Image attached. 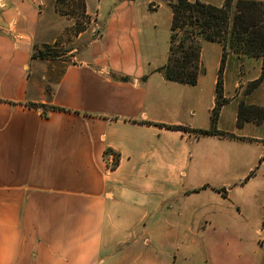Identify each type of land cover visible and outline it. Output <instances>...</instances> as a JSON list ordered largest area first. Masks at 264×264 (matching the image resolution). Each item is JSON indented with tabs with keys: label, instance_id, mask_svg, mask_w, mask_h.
<instances>
[{
	"label": "crops",
	"instance_id": "obj_1",
	"mask_svg": "<svg viewBox=\"0 0 264 264\" xmlns=\"http://www.w3.org/2000/svg\"><path fill=\"white\" fill-rule=\"evenodd\" d=\"M150 1L137 16L133 1L118 0L130 15L109 14L77 62L37 83L32 70L41 64L32 53L44 0H0V264H183L185 242L214 216L189 215L187 205H210L188 200L207 190L231 194L227 185L187 179L203 166L201 138L264 146L263 137L245 132L264 130V116L260 123L250 114L237 118L240 104L264 110V75L244 91L238 82L228 87L224 70L226 103L213 126L225 136L197 132L212 128L201 123L215 106L221 46L207 84L201 72L194 86L165 80L154 71L166 64L168 48L156 51L160 27L148 15L162 4L149 11ZM169 18L171 25V10ZM232 59L239 60L228 55L225 68ZM257 61L250 82L260 77ZM262 232L239 264H264Z\"/></svg>",
	"mask_w": 264,
	"mask_h": 264
},
{
	"label": "rangeland",
	"instance_id": "obj_2",
	"mask_svg": "<svg viewBox=\"0 0 264 264\" xmlns=\"http://www.w3.org/2000/svg\"><path fill=\"white\" fill-rule=\"evenodd\" d=\"M117 1L44 0L42 6L39 7L41 18L37 26L35 53L38 55L41 51L47 55L49 61L37 59L41 65L34 64L36 68L32 70V81L43 82V77L45 81H48L49 75L50 80L55 79L63 67L77 62L85 46L94 37L95 28L99 27L98 24L103 23L109 14L116 12L120 18L128 17L130 14L126 6H118ZM125 1L127 5L128 2L133 1L137 16L140 15L141 10H144V0ZM172 1L151 0L146 5L149 11H155L159 4H162L157 13L148 14L157 19L156 23L160 27L156 47L158 53H164L168 48L171 26L170 2ZM197 1L215 6L221 5V0ZM258 1L264 5V0ZM99 3L102 8L101 16H97ZM233 12L231 11L230 15ZM79 31L82 32L79 33ZM218 53H220V48L216 43L200 42L201 61L199 60V62L202 63L201 75L206 78V80H201L204 84H207V79L217 71ZM228 55L237 57V59H239L238 57L241 58L237 61L232 59L230 63L228 61L226 69L225 62ZM244 57L249 56L227 52L223 72L226 70L228 73L230 83H228V87L234 82H238V89L242 85L245 91L255 87L256 81L250 82V80L258 74L259 63L257 58L244 61ZM233 77L234 80H232ZM236 91H233V94L238 95ZM230 110V107L225 109L224 115L228 114ZM251 116L253 120L256 118V115ZM210 124L211 120L208 121L205 118L201 126L208 128ZM245 132L250 137L264 138V130L256 127L248 126ZM198 151L200 157L203 158V166L200 167L196 175L192 178L188 175L187 179H191V182H194L196 186H201L206 182L216 188L227 185L230 187L231 194L229 199H224L220 193L214 194L207 190L192 196L188 200L190 203L206 201L210 205L207 207H200L199 205L200 209L187 205L189 206L187 207L188 211L186 209L185 211L189 215L193 212L196 217H200L209 212L213 213L211 215L214 216L209 219L211 223L198 225L201 229L193 241L188 239L185 242L183 264H239L240 253H247L249 256L255 250V241L260 238L256 231L259 230L264 233V146H256L250 142L201 138ZM204 154L208 157V161L204 159ZM259 154H263L262 159L258 157ZM188 226L191 227L192 225ZM185 227L187 226L185 225ZM261 252L264 253V250Z\"/></svg>",
	"mask_w": 264,
	"mask_h": 264
},
{
	"label": "trees",
	"instance_id": "obj_3",
	"mask_svg": "<svg viewBox=\"0 0 264 264\" xmlns=\"http://www.w3.org/2000/svg\"><path fill=\"white\" fill-rule=\"evenodd\" d=\"M171 26L168 39V58L165 65L154 72L161 73L165 80L179 84L194 86L198 74L201 72L200 42L220 44L222 53L217 71L215 106L211 113L209 130L197 131L201 135L225 136L214 129L218 111L226 101L221 100V80L224 60L227 52L245 54L261 60L260 77L255 80L256 85L264 75V5L258 0H221V5L215 6L197 0H173L170 2ZM234 11L232 15L230 12ZM82 31H79V33ZM33 49L32 58L47 60V55L41 51L37 55ZM126 81V77H119ZM253 87V88H255ZM49 92V89L47 88ZM32 108H43V105L29 104ZM51 110H59L50 107ZM253 115L255 123H260L264 110L256 106H238V122L241 123L243 115ZM172 129L182 127L169 126ZM109 153V151H107ZM113 163L111 169L118 163V155L112 153ZM221 192V189H213Z\"/></svg>",
	"mask_w": 264,
	"mask_h": 264
}]
</instances>
